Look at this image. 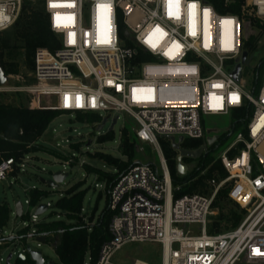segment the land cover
<instances>
[{"label":"built area","instance_id":"obj_1","mask_svg":"<svg viewBox=\"0 0 264 264\" xmlns=\"http://www.w3.org/2000/svg\"><path fill=\"white\" fill-rule=\"evenodd\" d=\"M26 3L41 4L59 48L37 49L33 84L6 91L31 95V110L95 114L100 121L101 112L124 113L138 140L159 156L158 165L136 163L117 178L109 191L110 238L97 260L87 254L84 264H115L125 246L147 243L162 247L161 264H264V76L256 91L261 66L252 91L241 80L248 39L244 25H254L252 14L264 18V0H247L251 13L245 14L244 6L242 16L221 15L200 0H0L6 17L0 20V33L14 26ZM233 115L236 122L225 134L234 139L213 162L225 176L216 171L205 182L208 194L178 196L181 187H174L160 140L178 143L183 138L180 150L199 151L203 157L221 147L224 134L209 135L203 119ZM237 126L243 130L237 132ZM214 137L219 138L210 145ZM185 141L202 145L186 150ZM175 152L178 164L180 153ZM20 166L3 160L0 180ZM222 190L245 214L235 229L209 234ZM183 225L200 226V234L185 232ZM28 234L54 244L52 235L36 228ZM1 239L0 229V246L5 243Z\"/></svg>","mask_w":264,"mask_h":264},{"label":"rangeland","instance_id":"obj_2","mask_svg":"<svg viewBox=\"0 0 264 264\" xmlns=\"http://www.w3.org/2000/svg\"><path fill=\"white\" fill-rule=\"evenodd\" d=\"M33 6L37 7L35 4ZM244 6L246 8L245 14H250L251 9L249 6L247 7V0H245ZM250 18L254 25L252 27L244 25L246 29L244 28L243 35L245 39L248 38L247 42L253 38L255 47L249 53L241 73V80L248 90L252 91L255 86L253 85V80L257 69L261 66L259 84L256 87L258 93L263 86L264 76V18L255 14H252ZM15 32V29H11L2 33L0 37L1 40H9L11 45L16 47L10 50H0L4 55V61L13 63L15 70V73L6 75L13 76V79L8 84L0 86V105L29 108L33 101L31 95L25 92L6 91V88H20L33 84L32 62L26 60L23 50L18 47L20 44L15 40ZM100 116L103 120L105 118H108V120L104 128L98 131L103 120L99 122L91 119L85 121L78 119L76 114L63 113L50 124L46 133L37 141L39 149L26 155L23 161L24 166H20V171L16 175L8 176L5 180H0V204H8L10 208L9 218L1 229V240L5 243L0 246V264H7V259L11 254L10 264H16L18 253L24 250L25 246H30L33 250L42 252L46 259V264H59L54 244L45 242L38 246L34 238H25L28 234L22 235L24 230L28 229L30 233L36 228L32 223L36 208H31L28 204L29 191L37 189L46 193V196L40 200L38 205H49V208L45 214L37 217L36 222L39 224L54 222L74 223L69 220L65 212L60 211L56 207V203L75 188L86 192L82 215L84 216V221L88 222V224H90L91 218V222L93 224L96 223L98 217L108 208L109 190L107 189L106 178L108 176H117L119 171L117 168L95 158V155L102 154L126 162L127 159L123 157L120 151L121 136L125 128L133 132V124L131 119L124 113L101 112ZM116 117H118V120L112 131V139L105 142L101 141L110 132L111 125ZM235 122V115L221 118H204L203 126L207 132L210 131L209 135H214L215 132L222 135ZM248 122L249 120H247L245 125ZM241 130H243L242 126H239L237 132ZM233 139L232 137L226 141H221V147L209 156L210 162H206L204 156L199 159L186 158L184 160V163L188 164L191 169L189 174L195 170L198 171L193 178L194 180L200 177L201 172L211 162L217 160ZM89 142H91L90 146H88ZM136 154L135 163L159 164L158 153L152 145L139 142L136 147ZM70 161H73V163H70ZM205 165L206 167L201 169ZM200 170L202 171L199 172ZM58 172L67 174L66 180L59 188L54 189L41 183L42 179L50 180L52 175ZM179 176L184 177L182 175ZM181 185L183 184L179 186L182 187ZM174 187L176 188L177 186L174 185ZM205 191L208 194L209 188H206ZM19 202L23 206L26 218H18L15 214V207ZM230 207L232 208V205ZM180 228L192 235L200 234V226L198 225H183ZM13 237L20 239L9 242V239ZM53 238L60 240L61 233L53 236ZM136 261L148 264H161L162 247L152 243L131 244L125 246L113 259L115 264H134Z\"/></svg>","mask_w":264,"mask_h":264},{"label":"trees","instance_id":"obj_3","mask_svg":"<svg viewBox=\"0 0 264 264\" xmlns=\"http://www.w3.org/2000/svg\"><path fill=\"white\" fill-rule=\"evenodd\" d=\"M205 4L212 6L216 12L221 15H237L242 16V10L245 5V0H200ZM26 3L22 14L17 19L11 29L16 30V42L24 52L26 60L32 62L37 49H48L55 52L59 48V42L55 35L49 30L47 17L43 12L41 4ZM10 29V30H11ZM0 33V37H1ZM254 39L251 38L246 43V53H250L255 47ZM16 48L11 45L9 40H1L0 50H10ZM0 64L6 75L15 73L14 64L6 63L4 55L0 52ZM63 112H55L48 110H31L25 107H13L9 105H0V164L3 160L13 159L17 165L23 163L27 154L39 149L37 141L46 133L50 124L57 119ZM76 117L81 120L100 121L99 116L95 114H76ZM239 126H237L238 129ZM229 136L228 133L223 134L221 140L224 141ZM112 139V131L104 136L101 141L105 142ZM140 141L136 135L125 128L122 131L120 151L123 157L127 159L123 162L119 159H114L110 156L97 154L95 158L102 160L118 169L117 176H108L107 189L110 191L117 178L129 170L136 163V147ZM164 156L168 162L171 172L173 184L181 185L179 195H189L194 193L206 194L205 182L213 177L216 171L224 177L225 173L221 169L219 163L213 162L209 166L211 168L205 176L193 179L198 171H193L191 174L180 177L177 170V154L173 150L171 143L166 139L160 140ZM201 142L185 141L182 147L186 150H198ZM215 148H212L207 155L204 156L206 162L209 161V156ZM208 166V167H209ZM206 167L203 166L201 169ZM19 170L16 171L15 175ZM200 170L199 172H201ZM193 179V180H190ZM190 180V181H189ZM46 196V193L37 189L28 192V198L31 208L38 206L40 200ZM86 196L85 191H80L77 188L72 189L67 195L56 203V207L66 213L69 220L74 223L65 224L63 222L42 223L36 226L39 233L44 232L49 235H57L61 233V239L58 240L56 253L59 258V264H84L87 254L97 260L100 247L109 240L108 227L112 219V214L109 209H105L98 217L96 223L90 224L84 221L83 203ZM232 205V208L230 207ZM219 210L218 215L213 219L212 224L208 227L209 234H218L230 229H235L243 219L244 211L233 205L227 196V191L219 192L213 206ZM10 208L8 204H0V229L5 225L9 218ZM26 218L23 216L22 218ZM92 223V224H91ZM29 230L26 229L22 235H27ZM16 264H35L32 260L27 259L25 262L16 261Z\"/></svg>","mask_w":264,"mask_h":264},{"label":"water","instance_id":"obj_4","mask_svg":"<svg viewBox=\"0 0 264 264\" xmlns=\"http://www.w3.org/2000/svg\"><path fill=\"white\" fill-rule=\"evenodd\" d=\"M247 58H248V53L245 52L243 54V57H242V63L243 64L246 63ZM241 68H242V65H239L237 72L235 73L236 77L238 76ZM8 81H9V78L6 76V73L0 64V86L6 85L8 83ZM116 122H117V119H114L113 123L111 125L110 132L113 131V128H114ZM105 125H106V121L104 120L102 122L101 126H99L98 131H101ZM218 138L219 137L210 138L208 140L209 144L213 145L218 140ZM182 142H183V138H180L178 143L175 142L174 138H171L173 150L178 151L180 153V156L178 157V164H177L178 173L182 176H185L188 172V168H187V166L182 164V158L199 159L201 157V152H199V151L190 152V151L180 150V143H182ZM90 144H91V142L88 143V146H90ZM139 163L140 162H137V164H139ZM150 165H152V164H150ZM66 178H67V174H64L62 172H58V173L52 175L50 180L42 179L41 183L45 184L51 188L57 189V188H59V186L61 184L64 183ZM47 211H48V205L40 204L36 207L34 216H36V217L42 216ZM15 214L18 218H22L24 216L23 206L20 202L16 204ZM27 237L33 238L29 234L27 236H25V238H27ZM18 239H20V238L13 237V238L9 239V242L17 241ZM36 241L41 243V244H44L46 242V239L45 238H36ZM57 245H58V238H55V240H54L55 248L57 247ZM11 259H12V254L9 255V257L7 259V264H10ZM27 259L32 260L35 264H46V259L44 258L42 252L37 251V250H33L30 246H25V249L22 250L17 255L18 261L25 262Z\"/></svg>","mask_w":264,"mask_h":264},{"label":"snow or ice","instance_id":"obj_5","mask_svg":"<svg viewBox=\"0 0 264 264\" xmlns=\"http://www.w3.org/2000/svg\"><path fill=\"white\" fill-rule=\"evenodd\" d=\"M173 2V0H169V3L171 4ZM176 3H178V0H176ZM52 7H57L58 5L56 4H52ZM100 7H107V5H100ZM193 8H195V5H192ZM6 19V17H3V14L0 13V20ZM59 19V17H58Z\"/></svg>","mask_w":264,"mask_h":264},{"label":"bare ground","instance_id":"obj_6","mask_svg":"<svg viewBox=\"0 0 264 264\" xmlns=\"http://www.w3.org/2000/svg\"><path fill=\"white\" fill-rule=\"evenodd\" d=\"M138 264H141V263H138Z\"/></svg>","mask_w":264,"mask_h":264},{"label":"flooded vegetation","instance_id":"obj_7","mask_svg":"<svg viewBox=\"0 0 264 264\" xmlns=\"http://www.w3.org/2000/svg\"><path fill=\"white\" fill-rule=\"evenodd\" d=\"M53 236V235H52Z\"/></svg>","mask_w":264,"mask_h":264}]
</instances>
